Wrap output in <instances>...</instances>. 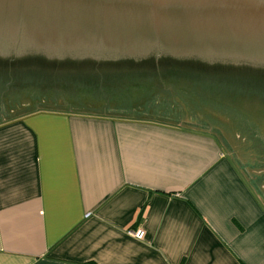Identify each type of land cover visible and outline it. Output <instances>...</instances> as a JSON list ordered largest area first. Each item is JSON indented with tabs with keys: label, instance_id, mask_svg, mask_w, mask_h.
Here are the masks:
<instances>
[{
	"label": "crops",
	"instance_id": "obj_1",
	"mask_svg": "<svg viewBox=\"0 0 264 264\" xmlns=\"http://www.w3.org/2000/svg\"><path fill=\"white\" fill-rule=\"evenodd\" d=\"M198 119L0 121V264H264V144Z\"/></svg>",
	"mask_w": 264,
	"mask_h": 264
},
{
	"label": "water",
	"instance_id": "obj_2",
	"mask_svg": "<svg viewBox=\"0 0 264 264\" xmlns=\"http://www.w3.org/2000/svg\"><path fill=\"white\" fill-rule=\"evenodd\" d=\"M25 60L264 76V0H0V61Z\"/></svg>",
	"mask_w": 264,
	"mask_h": 264
},
{
	"label": "rangeland",
	"instance_id": "obj_3",
	"mask_svg": "<svg viewBox=\"0 0 264 264\" xmlns=\"http://www.w3.org/2000/svg\"><path fill=\"white\" fill-rule=\"evenodd\" d=\"M61 67L53 66L42 72L20 69L18 73L21 76L17 81H1L0 121L33 109L68 112L90 110V112L112 117H131L133 115L137 118H143L150 112H157L162 116H168L171 113L184 116L194 114L199 118V128L208 130L218 128L224 133V138H227L234 146H238L239 150H248L247 152L254 154L250 144H253V147L257 144H264V80H262L264 76L254 72H235L240 75L239 80L241 81L226 79L229 78V75L223 77L224 71L198 72L196 74L200 75H196L197 78L215 79V84L220 86H206L201 89L198 87L194 88V92H189L184 88L171 86V83H159L157 78L164 79L169 77V74L181 78H193L191 76L194 75V72H190V70H201V68L174 66L176 70H179L177 73H171L173 71L165 69L167 66H154L152 70L138 68L133 74H148L149 78L155 79L141 89L135 88L134 85L130 94V89H127V93L121 96L115 89H112L111 93L104 91L102 93V89L101 94H97L93 100L86 101L84 98L88 94H79L81 87H75L73 85L75 83H71L70 79L80 76L82 73H89V70L77 71ZM121 71L123 74L128 73L125 68L118 72L121 73ZM112 72L115 71L99 69L97 73L89 74L112 76ZM31 76L41 79L42 87H34L32 83H29L27 77ZM126 81L121 83L123 87L129 83ZM133 84L137 85L138 83ZM188 89L193 91V87ZM117 97L118 99L123 97L125 104H119L117 108L111 107L112 110L109 106L97 105L107 100L115 101Z\"/></svg>",
	"mask_w": 264,
	"mask_h": 264
},
{
	"label": "trees",
	"instance_id": "obj_4",
	"mask_svg": "<svg viewBox=\"0 0 264 264\" xmlns=\"http://www.w3.org/2000/svg\"><path fill=\"white\" fill-rule=\"evenodd\" d=\"M173 63V62H172ZM170 62L167 61H162L161 63H159V67H163V66H167L165 67V69L167 68V70H171L173 72L171 73H177L179 72V70H176L174 67V64H172ZM153 61L152 62H147L144 64H138L135 62H126V63H122V64H114V63H106V62H85L84 65H77L75 63H68L66 65V67H61V68H67L69 70H77V71H81L82 69H85L86 71L89 70V73L94 72L97 73L99 71V69L101 70H114L115 72H112V76L110 75H101L103 77H101L100 75H96V74H81L80 76L74 77L72 79H70L71 83H75L73 85H75V87L80 88L79 90V94H88L87 96H85L84 100L88 101V100H93L95 98V96L97 94H101V90L102 93L103 91L105 93H111L112 89L117 90V92H119L118 95H125L124 93H127V89L129 90V94L132 92V90L134 89V85L136 86L135 88H144L145 86H147V84H150L153 79L155 78H149L148 74H133L137 71L138 68H145L146 70H152L153 69ZM52 65L43 61H38V60H25V61H13V62H4V61H0V82L1 81H9V82H15L17 81L21 74L18 73V70L20 71V69H32L35 71H45L48 70ZM173 66V67H172ZM123 68L126 69V71L129 73H125L123 74V71H121V73H119L118 71L120 69L123 70ZM194 72V75L191 76L193 78H181V77H176L175 75L169 74V77H165L163 78H157V82L159 83H171V86H177V87H181L186 89L189 92H194V88H198L200 87H206V86H210V87H219L218 85L215 84V79H203V78H197L196 75H200V74H196V73H200V72H210L212 70L206 71V70H190V72ZM131 72V74H130ZM223 73V72H222ZM126 75V76H125ZM223 77H225L226 75H229V80H235V81H241L239 80V74H236L235 72H231V71H227L225 73H223ZM131 76V77H130ZM238 76V77H237ZM231 77V78H230ZM28 82L32 83V85L34 87H42L41 83L42 80L41 79H35L34 76L31 77H27ZM125 79H128L127 82ZM242 79V78H241ZM264 80V79H262ZM126 81L128 84H126V87L124 88L123 85L121 84L122 82ZM155 81V80H154ZM21 82V81H19ZM174 82V83H172ZM28 83V84H29ZM133 83H138L133 84ZM80 85V86H79ZM51 86V85H50ZM144 86V87H143ZM130 87V88H128ZM193 87V91L189 90L188 88H192ZM118 96V97H120ZM118 97L115 99V101H103L97 105H100L101 107L104 106H109L110 109L112 108H117V105L119 104H125V101L123 100L124 98H119ZM83 99V98H82ZM120 101V102H118ZM95 103H97V100H95ZM109 103V104H108ZM85 104V103H83ZM88 106V104H87ZM89 108H91V105H89ZM112 110V109H111ZM74 113H79V114H85V115H90V116H104V117H112V116H108L105 114H99L96 112H90V110L87 111H80V112H74ZM133 114V113H130ZM123 118H137V117H133V115H131V117H123Z\"/></svg>",
	"mask_w": 264,
	"mask_h": 264
},
{
	"label": "built area",
	"instance_id": "obj_5",
	"mask_svg": "<svg viewBox=\"0 0 264 264\" xmlns=\"http://www.w3.org/2000/svg\"><path fill=\"white\" fill-rule=\"evenodd\" d=\"M129 235L137 240H141L144 236L143 232L141 230L137 231H131L129 232Z\"/></svg>",
	"mask_w": 264,
	"mask_h": 264
}]
</instances>
